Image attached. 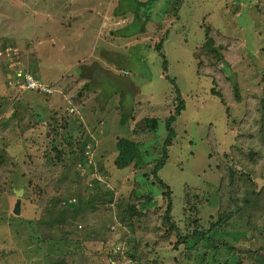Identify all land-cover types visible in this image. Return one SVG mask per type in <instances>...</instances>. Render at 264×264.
<instances>
[{
	"label": "rangeland",
	"instance_id": "374dc122",
	"mask_svg": "<svg viewBox=\"0 0 264 264\" xmlns=\"http://www.w3.org/2000/svg\"><path fill=\"white\" fill-rule=\"evenodd\" d=\"M128 1L0 0V178L7 180L0 184V264H133L131 256L144 251L132 248L135 240L165 239L162 249L145 250L147 264H195L186 244L174 243L193 230L190 222L213 235L209 224L224 203L234 206L232 217L245 235L226 237L237 250L219 251L211 264H264V0H159L164 7L147 11L145 33L137 35L133 26L125 28L136 16ZM114 11L128 17L115 18ZM206 32L225 50L228 73L203 47ZM28 77L53 92L25 89ZM62 79L79 83L71 86L74 99L90 93L87 103L75 106L63 89L55 90ZM175 86L185 110L165 148ZM214 87L228 108L211 93ZM246 107L260 128L247 139L250 146L232 142L227 149L233 137L219 135L226 124L229 131L247 121ZM146 118L158 122L155 132L144 129ZM52 138L61 157L51 150ZM124 138L140 145V166H115V146ZM218 144L221 157L212 153ZM164 153L157 177L173 192L170 222L166 197L149 206L142 201ZM96 174L100 193L89 190ZM14 190L23 191L18 216ZM130 206L149 225L143 239L129 223Z\"/></svg>",
	"mask_w": 264,
	"mask_h": 264
},
{
	"label": "trees",
	"instance_id": "16d2710c",
	"mask_svg": "<svg viewBox=\"0 0 264 264\" xmlns=\"http://www.w3.org/2000/svg\"><path fill=\"white\" fill-rule=\"evenodd\" d=\"M128 5L129 6L127 9L134 12V14H136V16H135V21H131V23H129L130 25H128L125 28H129L130 26H133L137 30L135 35L145 33V28H146V25L149 22V18H150V12H147V11L150 10V8H153V6L156 7L159 5L164 7V4H160L159 0H146L144 2H142L140 0H136L135 4H134V0L133 1L129 0ZM130 5H135L136 8H131ZM140 6L142 7L141 10L139 9ZM126 14H127V11H123V12H120L118 14H115V11H114L115 16H122V15H126ZM117 35H121V31H119V33H117ZM135 35H133V34L126 35V38H130V37H133ZM205 37H206V40H205V43L203 44V47L207 51L215 53V55L217 56L216 61H215L216 64H221L220 69L224 73H228L227 70L230 67V62L227 59H225V57H223V53L221 51V49H223V48L221 47V45H219V47L215 46V42L209 36L208 32H206ZM160 45L156 46L155 50H157L159 52V55L163 58V63H164L163 67L165 68V67H167V62H166L165 56L161 53V46ZM198 66L201 67L202 62L199 63ZM199 67H198V69H200ZM225 68H228V69L224 70ZM126 74H127V72H126ZM83 82L85 83L84 89L87 90L88 89L87 85L89 83H87L88 81L86 79H84ZM70 83L71 84L68 85L66 83V80L62 79L61 81H56L55 83H53V87L55 88V90L63 89L65 91V95H67L66 100L68 102L72 103L73 105L75 104V106H79V105L87 103V100H88L87 96L90 93L89 94H86L84 92H82L83 94L78 93L77 95H79L80 98H76V96H75V99H74L73 98L74 95L72 96V89L74 90L75 86H77V88H78L79 83L78 82L77 83L70 82ZM71 86H72V89H71ZM218 88H220V85L218 86ZM174 90L177 92L176 93L177 96L174 97L175 100L177 101V104L173 105V110L170 112L169 116L165 120V127H166L167 133H168L166 140H165V144H164L165 148H168L171 146L172 140L174 137V130L171 127V125L176 121L177 117H179L181 115V113L185 110V101L182 99L181 95L178 94L180 92H179V90H177L176 86L174 87ZM233 92L235 94V98L237 99L238 98V89L236 86L233 87ZM211 93L214 96L218 97L220 99V102L223 105L225 103L226 107L228 108L227 103L225 102L224 97L220 93L219 90H217L214 87L212 89ZM67 110L69 111L68 107H67ZM226 112H227V109L225 111V114H226ZM244 114H245L244 117H248V119H245L247 121L240 123L236 130H229L228 131L227 130V124H226V132L219 135V136L225 135V137H228V138L230 136L233 137V139L231 141V145L228 146L227 149H229L232 146V142L237 143L238 146H250L249 142H247V139L251 140L253 137L252 131L259 130V128H260V125L256 126L252 121V117L254 115H256V113L254 111H252L250 108L246 107ZM226 118H228V114H226ZM145 122H146V124L144 126V129L147 128L146 131H148L150 133V132H155L157 130L158 122L155 120V118H146ZM210 125L215 126L216 123L210 122ZM66 126H64L63 128H65ZM56 133H57V129H54L53 134L56 135ZM245 136H246V138H245ZM228 138H225V139L229 140ZM210 144H212V143H210ZM219 144L212 148V153H214L215 155H218V153H219V155H220L219 157H221L220 151L218 149ZM208 148H209V146H208ZM51 150H52L53 154L57 155L58 157H61L63 154L61 145L57 144V141H55L54 138H52ZM115 150L117 153V157L115 158L114 163L118 169L127 168L132 164L134 166H140L141 163L144 161L143 160V154L141 151V147L137 142L135 143V142H133L129 139H126V138L120 139L119 142L115 146ZM73 153L74 154H71V156L72 155L80 156V153H78V152H73ZM165 154L166 153H164L163 157L161 158V160L156 165V170L153 171V173H152L153 176L155 178H157L156 184L151 185L150 188L147 187L146 193H145V191H143L141 189V187H142L141 183H140V185L138 183V189L142 190V192H143L142 194H145V196L148 197V199H146L145 196H143L144 198L142 200L143 204H145L146 206L147 205L149 206V204H151L153 202L154 198H155V200H157V198L158 197L160 198V196H162V195L167 198L168 204H167V209H166V214H165L164 220L166 222H170V220H171L170 212L172 210L173 192H172V189L160 179V177L159 178L157 177V172L164 165V159L167 156ZM82 158H83V156H80L78 158L79 159L78 164H80V166H84L86 168L87 162L82 163ZM213 158H215V157H213ZM4 159L6 161H8L10 164H12V160H13L12 156L7 155L6 158H4ZM219 162H220V160L215 161V163H216L215 168L219 165ZM7 165H8V163H7ZM98 166L102 167V164H98ZM5 167L7 168L8 166H5ZM99 171H100V173L98 175L100 178V175L102 176L103 173L101 172L100 169H99ZM76 172L79 175L84 176V174L81 171L77 170ZM98 175L96 174L93 177H91V187L89 188V190H92L95 193L103 192V190L100 187V179H98ZM105 175L106 174H103V177H105ZM139 175H141V177H142V173H140ZM5 176H7V171L5 172ZM4 178H6V177H4ZM4 178H2V177L0 178V184L1 185L4 183H7V180H5ZM63 179H65V178H63ZM171 196H172V198H171ZM140 202H141V200H140ZM217 210L219 213L217 220H213L211 222V224H209V226L214 230L213 235H209V234L207 235V233L203 229H201L202 226L200 225V223L198 221L190 222L191 223L190 225L187 224V222H185V229H187V227L189 225V227H188L189 230H191V229H193V230H191L190 233L184 235L183 238L179 237L177 240H180V241H177L176 243H174L175 248L178 247L180 244L185 243L187 248H188V251H191L193 253L189 257H193V261L195 262V264H211L212 260H214L216 258V256L219 254L218 253L219 251L224 250L226 252H233V251L237 250L235 247L230 245L225 240L226 237L230 236V234H238L240 232H241V234L245 235V231H240V228L242 227V225L239 222L237 223V220H235L232 217L234 206H229V205H226V203H224L223 205H220L219 208H217ZM137 211H138V209L135 206H130L131 217L129 216L128 219H129L130 224H134L133 228H134L135 233L138 236L137 238L143 239L144 235L150 231V228H149V225H147V223L139 220ZM122 214H123V212H122ZM177 225L178 224H174L171 226V228L176 230ZM214 233H216L217 235H214ZM42 242L46 243V240L43 239ZM171 242L172 241L170 240V243ZM168 243L169 242H166V239H165L164 242L156 240L152 244L143 245V244H141V241L138 242V240H135V242H133V244H132V248L137 249L139 247H144V251L139 252V254H136L134 257L131 256V258L129 260L133 264H142V259H143L144 263L147 264L146 259L149 260L150 257H149V253L146 252L145 250H152L153 252H156L157 250H155V249H157V248L162 249ZM134 245H135V248H134ZM136 259H138V260H136ZM122 261H124V260H121V262ZM151 263L155 264L158 262L154 260V261H151ZM54 264H62V263H54Z\"/></svg>",
	"mask_w": 264,
	"mask_h": 264
},
{
	"label": "built area",
	"instance_id": "2783aa9c",
	"mask_svg": "<svg viewBox=\"0 0 264 264\" xmlns=\"http://www.w3.org/2000/svg\"><path fill=\"white\" fill-rule=\"evenodd\" d=\"M27 85L25 89H37V90H42L44 92L50 93V90L42 87L40 83H37V81H34L32 78L28 77L26 79ZM41 86V87H40Z\"/></svg>",
	"mask_w": 264,
	"mask_h": 264
},
{
	"label": "water",
	"instance_id": "95a60500",
	"mask_svg": "<svg viewBox=\"0 0 264 264\" xmlns=\"http://www.w3.org/2000/svg\"><path fill=\"white\" fill-rule=\"evenodd\" d=\"M22 190L19 191H14L15 193V197L17 198L14 207H13V214L15 215H19L20 214V210H21V195H22Z\"/></svg>",
	"mask_w": 264,
	"mask_h": 264
},
{
	"label": "crops",
	"instance_id": "0c3cea01",
	"mask_svg": "<svg viewBox=\"0 0 264 264\" xmlns=\"http://www.w3.org/2000/svg\"><path fill=\"white\" fill-rule=\"evenodd\" d=\"M67 16H68V15H67ZM113 16H114L115 18H117V17H119V18H125V17H128L127 14H126V15H122V16H115V15L113 14ZM55 18H57V19L60 18V19H61V18H63V17L56 16ZM131 95H132V94H131ZM73 110H74V109H73ZM113 244L116 246L115 243H113ZM117 245H118V244H117ZM119 246H120V244H119Z\"/></svg>",
	"mask_w": 264,
	"mask_h": 264
},
{
	"label": "clouds",
	"instance_id": "9594fccd",
	"mask_svg": "<svg viewBox=\"0 0 264 264\" xmlns=\"http://www.w3.org/2000/svg\"><path fill=\"white\" fill-rule=\"evenodd\" d=\"M33 79V78H32ZM34 80V79H33ZM13 83V82H12ZM48 89V88H47ZM37 90V89H36ZM49 90H50V93H47V92H45L46 94H51L52 92H53V90L49 87ZM130 93V92H129ZM69 111H70V109H69ZM14 191H19V190H14ZM14 195H15V193H14ZM16 200H17V198H16ZM16 202V201H15ZM15 204V203H14ZM14 207V206H13ZM17 216V215H16Z\"/></svg>",
	"mask_w": 264,
	"mask_h": 264
}]
</instances>
